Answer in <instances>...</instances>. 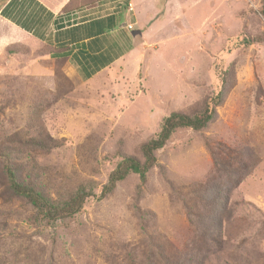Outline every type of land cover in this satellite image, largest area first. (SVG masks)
I'll list each match as a JSON object with an SVG mask.
<instances>
[{"label":"rangeland","instance_id":"374dc122","mask_svg":"<svg viewBox=\"0 0 264 264\" xmlns=\"http://www.w3.org/2000/svg\"><path fill=\"white\" fill-rule=\"evenodd\" d=\"M137 17L140 40L88 82L45 45L0 32V264H161L152 245L182 264H264L261 0H160ZM220 92L207 127L177 129L140 188L129 174L98 199L119 153L142 159L164 117ZM4 159L53 200L93 195L47 222L11 191ZM134 205L152 213L153 241Z\"/></svg>","mask_w":264,"mask_h":264},{"label":"crops","instance_id":"0c3cea01","mask_svg":"<svg viewBox=\"0 0 264 264\" xmlns=\"http://www.w3.org/2000/svg\"><path fill=\"white\" fill-rule=\"evenodd\" d=\"M159 1L0 0V32L5 44L29 37L45 45L51 57L66 59L88 82L117 65L129 44L140 40L137 12L145 7L149 16Z\"/></svg>","mask_w":264,"mask_h":264},{"label":"trees","instance_id":"16d2710c","mask_svg":"<svg viewBox=\"0 0 264 264\" xmlns=\"http://www.w3.org/2000/svg\"><path fill=\"white\" fill-rule=\"evenodd\" d=\"M262 3V14L264 16V0ZM50 55V49L47 48ZM63 59V57H57ZM222 92L213 97H208L204 103L203 108L193 114H186L182 112H171L164 117L160 130L155 137L149 139L141 146L142 159L133 155L119 153V160L115 167L110 171L104 185L101 187L98 199H104L110 195L115 189L117 183L124 180L129 174H136L139 179V188L147 180V173L153 167L158 166L155 152L163 148L166 142L171 138L172 134L180 128L191 129L194 131H201L207 127L208 123L215 115V108L222 101ZM0 157L7 158L5 153L0 150ZM3 169L9 188L13 193L25 198L37 211L41 219L47 222H54L74 216L82 209L86 199L93 195L91 191H87L81 187L62 200H53L47 194L39 191L31 183H23L18 180L12 165L4 159ZM205 191L201 188L195 193ZM193 192V193H194ZM192 193V194H193ZM138 222L139 231L145 240L153 241V235L148 233L147 220L152 216L149 211L141 210L137 205L133 206ZM152 243V242H151ZM155 255L162 257L161 264H182L178 259L163 258V252L160 245L153 246Z\"/></svg>","mask_w":264,"mask_h":264},{"label":"built area","instance_id":"2783aa9c","mask_svg":"<svg viewBox=\"0 0 264 264\" xmlns=\"http://www.w3.org/2000/svg\"><path fill=\"white\" fill-rule=\"evenodd\" d=\"M129 7H131V6L129 5Z\"/></svg>","mask_w":264,"mask_h":264}]
</instances>
